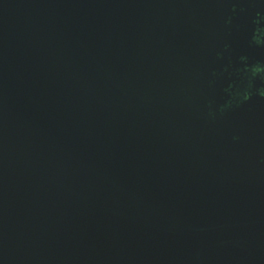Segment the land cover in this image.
Returning <instances> with one entry per match:
<instances>
[{
    "label": "water",
    "instance_id": "95a60500",
    "mask_svg": "<svg viewBox=\"0 0 264 264\" xmlns=\"http://www.w3.org/2000/svg\"><path fill=\"white\" fill-rule=\"evenodd\" d=\"M0 264H264V0H0Z\"/></svg>",
    "mask_w": 264,
    "mask_h": 264
}]
</instances>
